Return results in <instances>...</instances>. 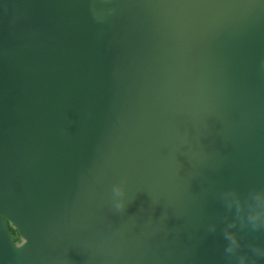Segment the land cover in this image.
Returning a JSON list of instances; mask_svg holds the SVG:
<instances>
[{"label": "water", "instance_id": "1", "mask_svg": "<svg viewBox=\"0 0 264 264\" xmlns=\"http://www.w3.org/2000/svg\"><path fill=\"white\" fill-rule=\"evenodd\" d=\"M261 190L264 0H0V264H264Z\"/></svg>", "mask_w": 264, "mask_h": 264}, {"label": "clouds", "instance_id": "2", "mask_svg": "<svg viewBox=\"0 0 264 264\" xmlns=\"http://www.w3.org/2000/svg\"><path fill=\"white\" fill-rule=\"evenodd\" d=\"M125 191L124 183H117L113 186V193L116 196H122ZM221 198L224 200L227 208L231 211L234 210L237 216H240L245 212V201L241 199L240 195L235 190H228L221 194ZM249 200L251 203L247 204V213L244 219L246 224L242 223L241 227H250L251 230L264 229V190L254 191L250 194ZM117 210H122L125 205L123 202L116 205ZM236 222L227 225L224 231V239L227 241L225 253L227 256H235L242 248L241 237L234 231ZM209 232H215L216 226L214 224L209 225ZM251 251L256 257H264V247H258L251 245ZM238 264H249V257L247 254H240L238 256Z\"/></svg>", "mask_w": 264, "mask_h": 264}, {"label": "rangeland", "instance_id": "3", "mask_svg": "<svg viewBox=\"0 0 264 264\" xmlns=\"http://www.w3.org/2000/svg\"><path fill=\"white\" fill-rule=\"evenodd\" d=\"M10 226L14 229V232L12 233V235H13V237H15V239H16L15 243H17V244L21 243V242H22V239H21L20 236L18 235L16 229H15L12 225H10Z\"/></svg>", "mask_w": 264, "mask_h": 264}, {"label": "trees", "instance_id": "4", "mask_svg": "<svg viewBox=\"0 0 264 264\" xmlns=\"http://www.w3.org/2000/svg\"><path fill=\"white\" fill-rule=\"evenodd\" d=\"M8 231H9V234L11 236V238L13 239V241L15 242L16 239L15 237H13L12 233L14 232V229L10 226V224H8Z\"/></svg>", "mask_w": 264, "mask_h": 264}]
</instances>
